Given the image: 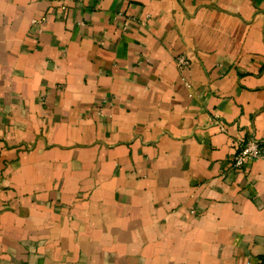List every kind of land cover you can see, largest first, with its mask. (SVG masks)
I'll list each match as a JSON object with an SVG mask.
<instances>
[{
  "label": "crops",
  "instance_id": "0c3cea01",
  "mask_svg": "<svg viewBox=\"0 0 264 264\" xmlns=\"http://www.w3.org/2000/svg\"><path fill=\"white\" fill-rule=\"evenodd\" d=\"M248 137L264 0H0V264H258Z\"/></svg>",
  "mask_w": 264,
  "mask_h": 264
},
{
  "label": "built area",
  "instance_id": "2783aa9c",
  "mask_svg": "<svg viewBox=\"0 0 264 264\" xmlns=\"http://www.w3.org/2000/svg\"><path fill=\"white\" fill-rule=\"evenodd\" d=\"M178 68L183 71L190 64L189 59L185 55L176 57ZM215 122L221 128V131H226V126L219 118H215ZM235 153L230 158V166L233 170H241L242 167L257 159H264V145L255 137H248L247 139H239L234 143ZM258 264H264V255L258 261Z\"/></svg>",
  "mask_w": 264,
  "mask_h": 264
}]
</instances>
